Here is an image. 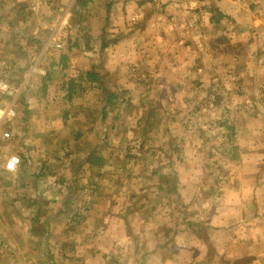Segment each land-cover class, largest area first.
<instances>
[{"label": "crops", "instance_id": "obj_1", "mask_svg": "<svg viewBox=\"0 0 264 264\" xmlns=\"http://www.w3.org/2000/svg\"><path fill=\"white\" fill-rule=\"evenodd\" d=\"M63 1L0 0V17L7 11L22 12L19 24L27 27V34L19 36L18 26L10 29L15 34L1 47L15 48L18 61L29 62L27 79L41 76L44 85L42 95L32 93L22 101V123H29L30 132L37 131L32 138L64 141L58 153L79 157L80 162L63 166L91 175L107 170L111 155L118 156L117 151L105 154L103 146L125 132L123 125L145 127L147 132L146 124L158 121L159 131L150 130L154 139L175 140L170 148L152 152L143 166L144 181H111L108 187L114 190L130 187L124 195L104 198L103 182L92 181L95 195L87 199L94 206L81 198L80 203L92 206L75 210L81 219L94 212L99 220L94 235L104 249L96 253L100 260L90 263L264 264V0H85L84 8L100 12L96 20H85L102 27L94 38L96 49L82 47L80 35L72 37L74 45L65 53L56 51L53 43L61 41L55 27L65 26L66 19L54 24L37 17ZM37 28L50 32L41 36ZM62 54L67 56L65 67L58 64ZM69 72L85 82L84 93L97 98L80 101V108H100V114L61 111L79 98L77 94L66 99L65 87L73 78ZM87 72L95 74V81L85 78ZM54 73L61 74L58 80ZM141 91L145 94L134 100ZM105 94L117 98L107 104ZM137 107H153L154 114L135 118ZM171 126L180 129L168 131ZM33 147L38 151L37 141ZM90 154L99 157L95 165L85 161ZM52 165L46 164L47 175L56 177ZM110 170L124 169L113 162ZM65 183L58 178L51 188L59 192ZM70 196H50V221L72 212L75 200ZM105 199L106 208L96 211ZM55 204L62 210L51 212ZM31 213L35 218L29 227L41 220L39 210ZM28 230L36 253L33 247L46 234ZM19 250L5 252L1 264H32L24 262L27 255Z\"/></svg>", "mask_w": 264, "mask_h": 264}, {"label": "rangeland", "instance_id": "obj_2", "mask_svg": "<svg viewBox=\"0 0 264 264\" xmlns=\"http://www.w3.org/2000/svg\"><path fill=\"white\" fill-rule=\"evenodd\" d=\"M83 4L84 2L79 3L78 0H64L63 3L58 4L57 7L59 8L50 10L48 13L41 11L39 13L40 15L38 14L37 17L39 19L40 17L44 18V21H47V19H49V21H53L52 23L54 24H57L58 22L61 23V21L65 18V26L60 25L58 27H55L58 31L56 32L58 36H63L60 37L61 41H58V43L64 44L63 41H66L67 39L71 42L73 41L72 37L79 38L80 35H83V38H79L81 39V46L84 47L86 46L85 44H87L88 46H91V51L94 52V49H96L97 46V42L94 41V38L98 36L100 30L102 31V27L98 26L94 22L90 23L91 21L85 20H96V13L99 14L100 12H95V9L90 10L89 8H84L85 5L83 6ZM8 13L9 11H7L6 16L3 15L2 17H0V47L4 43L3 40L15 34L14 31L10 30L14 28V26L19 27L16 29L17 36H19V34H27V27L25 26L21 28L22 26L21 24H19L24 20L22 19V12L11 11L10 14ZM46 14H48L47 17ZM31 15L32 14H29L30 22ZM32 21V23H35V19H33ZM9 22H11L12 25L7 24L6 26H4ZM37 29L38 34L41 36H46L47 33L50 32V29ZM62 29L63 32H61ZM84 30L86 31L84 32ZM54 43H57V39ZM1 48L3 57L0 54V78H2L3 80H7L11 92L18 91L15 107L17 109V114L19 113L21 116H23L22 112L24 110L22 109V101L27 98V95H31L32 93L33 95H35V93L37 95H42L44 93V85L42 83L41 76H39V78H36V80L34 81H29V78L27 79L26 70L29 62L18 61V59L15 57V48H9L8 51L3 50L4 46ZM70 74L73 78H75L74 81L77 84L85 86V82H80L78 80L79 78L77 73ZM60 75V73H54L52 74V77L58 80L57 77H59ZM65 76L68 79L69 75L65 74ZM105 93H108V91ZM152 93L153 92H149L146 95H150L152 97ZM139 94L140 96H142L145 93L142 91L141 93L136 92L137 97H135L134 100L139 98ZM106 95L108 94H105V96ZM76 99L75 101H73V104H70L69 107L62 106L61 111H67V109L69 108L71 112L69 110L68 111L73 115L81 114L86 115V117H88L89 115H97V113L100 114L99 107H96L99 109L92 110L91 106V109L85 108V111L80 108V105H82V101L84 102V100L86 99L92 101L96 100L97 98L95 97V94H86L84 92H79V98ZM7 101L8 98L0 100L2 104L7 103ZM135 110L136 111L133 112L135 118H145L154 114L153 107H148L147 109H143V107H137ZM43 124L44 125L40 127V122V126H38V128L44 130L43 127H45L46 125L45 123ZM159 124L160 123L158 121L146 124L147 126H149L147 132L145 127L143 129V127H138L137 125L136 128L123 125L125 132L115 138L108 139L103 146L105 154H110L117 151L119 153L118 156L116 157L114 155H111L112 157H110L107 161V170L101 173H96L95 175H91L87 171L82 172L81 170H72L70 165H68L69 167H64V164L70 162H76L77 164L78 162H80V158L73 157V155L66 156L58 153V151L60 152V150L63 148L62 146L64 145V141L61 143L60 139L55 141L53 144L50 143V140H46L45 138H39L38 140H35V138L33 139L32 137L37 133V131L30 132L29 123H26V121L22 123V120H20V117H18L17 122L15 123V130L19 132L18 137L20 139L16 137L15 140H12L9 143L8 148H4L2 150L3 152L0 151V155L16 154L21 156L22 160L21 165L15 173L10 174L0 168V264L4 260L5 252L11 253L14 252L15 249H20L22 254L27 255L23 256L24 262H32V264H45V262H55V264H80V262H88V264H93L90 262H97L98 260H100V256H96V253H100V251L104 249V247L102 249H99L100 247H98L96 244L98 242L96 241L97 235H94L96 230L95 228L96 225H98L97 223L99 222V220L94 216V212L89 218L81 219L78 216L83 215H75V210H82L86 209V207L88 208V206H94L92 200V205H86L80 202H82L81 198H94L95 192L91 194L93 190V188H91V184L95 179L96 182H103L104 187L102 188L100 193L104 198L111 196H120L122 194L124 195L130 189V187H125L122 190L118 191L114 190V188L108 187V185H111L110 183L112 180H116L118 178L129 180L130 178H133L144 181L145 171H143V169L145 165L148 164L151 160L150 157L152 158V152L158 154V151L161 150L162 146L170 148L175 142V140L171 142V140H161L156 138L154 139L150 130L152 128L154 132H158ZM178 129H180L178 126H171L170 128H168V131L174 132ZM20 135L22 136L20 137ZM95 136L96 134L91 135L92 138L89 139L88 142H91ZM36 141L38 142V151H35V148L33 147L35 146ZM134 141L136 142V144H138L136 152L137 154L131 153L132 144L134 143ZM161 142L164 145H162ZM167 156L168 155L165 156V159H167ZM169 157H171L172 159L175 158L174 155H171ZM57 158L60 160H58ZM205 161L206 157L204 156L203 162ZM113 162L114 165L123 168L124 170L118 172L110 170V163L113 164ZM46 164L47 166L48 164H53L52 166H55L54 170L55 174L57 175L56 177L51 174L49 176L47 175L48 172L46 169ZM126 167L131 170L126 171ZM58 178L66 182L65 185L62 186L64 189L60 187L59 192L57 191V189L52 190L51 188L52 182L56 181V179ZM69 186H75L77 189L73 190L74 192H72ZM136 188H139V190L142 189L141 187ZM71 193L73 194V196L70 197L75 200L74 202H72V204H70V210L72 212H69L66 216H64L63 212H60L61 214H59L58 217L56 216L55 220L50 221L49 217H46L47 215H49L47 214L46 209L47 200L50 199V196L52 197L53 194L55 195V197L63 198L64 196H69ZM37 198L42 200V203H34ZM87 200L91 202L90 199ZM106 201L107 200L105 199L102 201L104 204H98L96 211L105 209L107 206ZM36 206H38L39 208H37ZM59 207L60 205L55 204L53 206L54 209H52L53 211L51 212H56ZM38 210L41 220L39 221V223L35 221V223L37 224L32 222V227H29L30 222L35 218L34 215H32L31 211ZM58 210L61 211V207ZM79 220L81 222H79ZM28 229H34L35 232H38L37 234H46V236H44V241L41 242V244H39L38 246L35 244L36 246L33 247L35 248L36 253H33L31 251L32 245H34V241L32 240L30 230ZM46 229L48 230V233L46 232ZM83 229H87L89 232L83 233ZM26 236H28V240L26 239ZM18 237L20 240L23 239L24 242L27 240L28 242L26 241L24 244L20 243V245L17 243L19 242ZM107 249L109 250V248ZM15 253H18V251ZM22 259V256H20L18 260ZM108 260H110V258Z\"/></svg>", "mask_w": 264, "mask_h": 264}, {"label": "built area", "instance_id": "obj_3", "mask_svg": "<svg viewBox=\"0 0 264 264\" xmlns=\"http://www.w3.org/2000/svg\"><path fill=\"white\" fill-rule=\"evenodd\" d=\"M53 47L60 50L64 48V44L58 42L53 43ZM17 93L18 91L11 92L7 80L0 78V100L8 98L7 103L2 104V102H0V151L4 148H8L9 143L19 136V132L15 130V123L18 119L15 107ZM134 143L132 144L131 153L137 154L138 144H136L135 141ZM21 162V157L16 154L0 155V168L7 173H15L21 165Z\"/></svg>", "mask_w": 264, "mask_h": 264}, {"label": "trees", "instance_id": "obj_4", "mask_svg": "<svg viewBox=\"0 0 264 264\" xmlns=\"http://www.w3.org/2000/svg\"><path fill=\"white\" fill-rule=\"evenodd\" d=\"M78 2L79 3H81V2H84L85 3V0H78ZM63 43H64V48L63 49H60V50L59 49H55V48L54 49L56 51H60V52L63 51L65 53V51H69V49L74 45L72 42L68 41V39L66 41H63ZM66 63H67V56L66 55H63V54L60 55L58 64L61 65L62 67H65ZM85 76H86L85 77L86 79H89L92 82L95 81V74L93 72H87L85 74ZM78 80L80 82H82L81 77H79ZM65 90H66V99L68 101H70L74 96H76L77 94H79V92H84V87L81 84H77L74 81V79L71 78L70 80L67 81ZM43 91H45L44 88H43ZM106 96H108V97L107 98H104V100H105V102L107 104H111L114 101V99L117 98L114 94H109V95H106ZM18 117H20V120L22 119L21 118V115L19 113H18ZM39 138L41 139L42 137H39ZM98 159H99L98 156H95L93 154H90L87 158H85V161H86V163H89L90 165H95V163L98 161Z\"/></svg>", "mask_w": 264, "mask_h": 264}]
</instances>
